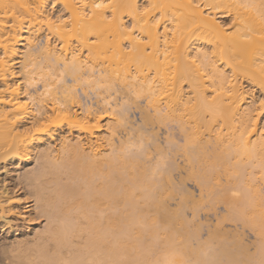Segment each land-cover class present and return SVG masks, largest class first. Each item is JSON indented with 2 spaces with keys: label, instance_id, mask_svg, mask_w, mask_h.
Listing matches in <instances>:
<instances>
[{
  "label": "bare ground",
  "instance_id": "6f19581e",
  "mask_svg": "<svg viewBox=\"0 0 264 264\" xmlns=\"http://www.w3.org/2000/svg\"><path fill=\"white\" fill-rule=\"evenodd\" d=\"M47 1L0 0V162L25 167L37 155L38 167L24 169L20 176L48 221L32 244L36 258L22 257L18 264H264L260 217L224 200L205 173L196 180L200 199L206 191L211 203H226L227 218L250 226L260 243L251 255L243 234L229 235L223 228L210 231L204 241L196 240L199 231L190 229L195 218L185 214L199 198L181 178L176 183L172 179L171 170L179 171L180 165L172 158L164 161L158 132L150 129V111L158 119L170 116L178 121H182L178 112L188 111L196 125L178 122L187 143L184 151L211 150L212 163L221 164L231 155L245 156L255 160L264 176V144L258 142L257 133L246 131L252 127L249 117L264 98L260 83L264 0H51L60 9L55 17ZM98 4L101 7H95ZM232 20L236 23L231 28L217 26ZM42 25L47 31H42L43 45L37 42ZM99 64L105 66L97 68ZM132 66L136 73L146 69L152 76L135 75ZM55 70H59L56 82L80 81L95 96L101 92L124 93L130 100V93L144 96L150 109L141 108L136 124L129 119L127 98L123 102L100 98L106 106L102 111L79 104L74 85L55 84L51 77L57 76ZM182 81L188 84V96L180 89ZM160 101L165 102L164 110ZM65 113L67 119L58 118ZM101 117L115 124L105 125L102 140L97 134ZM39 122H46L44 132H25ZM63 122L69 134L60 135L57 146L55 131ZM118 126L133 130L129 139L115 141ZM149 139L157 155L161 153L151 165L144 158ZM228 178L237 183L235 176ZM230 191L235 196L236 190ZM175 193L180 199L173 209L168 199ZM247 193L242 191V202H249ZM8 200L5 189L0 190V204ZM76 238L82 242L76 243ZM17 244L23 250L24 243Z\"/></svg>",
  "mask_w": 264,
  "mask_h": 264
},
{
  "label": "rangeland",
  "instance_id": "374dc122",
  "mask_svg": "<svg viewBox=\"0 0 264 264\" xmlns=\"http://www.w3.org/2000/svg\"><path fill=\"white\" fill-rule=\"evenodd\" d=\"M52 3L53 2L51 0H48L47 1V8L51 12V15L53 17H55L56 15H58L60 13V9L57 6H56V8H53ZM43 26L44 25H42V27H41V35L38 37L41 41L39 42V39H37L38 40L37 42L40 43L41 45H43L44 41L46 40V37L44 34L47 32ZM42 29H44V30H42ZM42 31H46V32L44 33ZM44 37H45V39H44ZM124 43L126 44L127 42L125 41ZM123 46H125L124 48H127V49H125V51L126 50L128 51V45H123ZM71 47H73V48L75 47L74 49H76L77 43L75 41H72ZM103 66H105V65L99 64L97 68H102ZM15 70H16V68H15ZM44 70L47 73V71L49 69L48 70L44 69ZM130 71H131V73L135 71L133 73L135 75H138V74L146 75L149 73L148 76L149 77L152 76L151 75L152 72L151 71L149 72L146 69L144 71L136 73V70L133 66L130 67ZM49 72H51V71L49 70ZM55 74H57V76H58L59 70H55ZM55 76L51 75V77H53V79L55 80L54 81L55 84L56 83H57V85H61V84H64V85L69 84L70 85L71 84L72 86L74 85V87H76V89H77L76 94L78 97L77 99H78L79 104H84V103L90 104V105H92V108L99 110V111H102V109H105V107H106V106L103 107L102 103L99 100L100 98L101 99L105 98L107 100H110L111 102H123V100H125L127 98V96H124V93L122 94L119 92L118 93L116 92L115 95L112 93H109V92H101L100 94L98 93V96L97 95L95 96V93H91L88 90V88H86L85 86H82L81 83L79 84L80 81L74 82V81H71V79L67 78V80H65V82L64 81H57L56 82V79H58L59 76L58 77L57 76L55 77ZM45 77H43V78H45ZM40 82H41V80H40ZM40 82H38V85H37V88L39 90L41 89V83ZM187 85L188 84L186 83V81H182V85H181L180 89L183 91L184 94H186L188 96L187 93L189 90L187 89V87H188ZM249 88L252 89L251 87H249ZM253 91H254L253 93L255 95L258 94V90L256 88H254ZM56 95L59 96L58 94H56ZM107 95H109V97H107ZM129 95H132V96H129V97H131V100L128 98H127L128 100L127 99L125 100L126 102L129 103V105H131V107H130L131 110L129 108V111H128V114L130 116L129 119L131 121L134 120L133 122L137 124L142 117V113L140 111H142V109L144 110L145 106H146L145 108H148L147 101H146L147 99L144 100V98H143L144 96L135 98V97H133L134 95L131 93ZM132 97L134 98V100H132ZM129 101H131L132 103ZM164 105H165V102L160 101V105H159L160 108H162V109L165 108ZM98 106H101V107H98ZM74 109H76V108L74 107ZM149 109L150 108H148V110ZM150 113H151L153 120H152L151 126L148 125L151 128L150 127H148V128H150L153 132H154V130L156 133L158 132L159 141L162 143V144L161 143L160 144L164 146V147L162 146V151L164 150V152H161V153L165 154V152H166V154L164 156L166 159L164 161H166L169 158L170 159L172 158L171 161L175 160L176 161L175 163L177 165H180L179 168H181V169L179 171L174 169L175 171L173 172V170H171L172 171L171 172L172 173V179H174L175 183H176L178 181L176 179L181 178L183 180L182 182L185 183L184 185L187 186L186 188L191 189L192 192L194 193V196L196 195V197L199 198V200H200V201L198 200V204H197V207H198L197 214L198 215H196L194 217L192 208L186 209L187 212L185 211L186 212L185 215H187L188 219L191 220V219L195 218L194 221L191 220V223L193 225L190 223L191 228L190 227L189 228L192 230H195L197 232L199 231L198 237L200 239H196V240L197 241L206 240L208 238L209 232L212 230L218 229V228L219 229L223 228L228 233L230 232L229 235H231L232 231H234V233L236 231L241 235L243 234L242 237H244V240L247 241V242L245 241L246 244L249 243V245L251 246L249 248V252L250 253L253 252L251 254V255H253L255 253V251H257L256 246H258L259 245L258 243H260V242H258L259 236L256 234L255 230L253 231V229L250 226L248 227L247 225H245L244 223H242L238 219L237 220L236 219H228L227 218L228 217L227 216V214H228L227 204L224 203L223 201H219V200H218V202H216L217 201L216 200L215 202L213 201L211 203L210 202L211 200L209 201L206 197V194H208V192L205 191V193H206L205 194V193H203L204 192V190H203V192H202L204 194V195H202L203 199H200L201 198V196H200L201 195L200 194L201 189H200L199 184L197 183L196 180H197L198 174L205 173L204 175H207L209 177L208 180H209L211 186L213 187V190L215 191V189H216V192H218V193L220 191H222V192H220L219 195H221V193H222L221 197L224 200H227V201L229 200L230 202H233V203L235 202L238 205H241L242 207L244 206V211L248 212L247 214H249L251 211H253L251 213L253 215H254V213L256 215H258L260 217V218L258 217L259 218L258 221L262 222L264 225V182L262 181L261 174H259V172H258V167L255 166V160L254 159H247L245 156L231 155L227 159L226 164H223V163L221 164L218 162L212 163V158H211L210 154L208 155V153H210L211 150H209V152L207 151L208 153L205 152L206 149L203 150L204 152H199V153H194V152L189 153L186 150L184 151L183 148H184L186 142H185L184 137H183V133H182L183 131H181V129H179L180 127L178 126V122H180L179 125L181 124L182 121H184L185 125L187 124V122H189L187 125L195 126L196 122L194 121V118L191 116V114H189L188 111L187 112H183V111L178 112L181 114V119H182V121L181 120L178 121V120H176L170 116H166L162 119H158L154 115V112L150 111ZM205 119L207 120L208 116ZM258 122H259L260 126L263 125V123H261L259 120H258ZM100 123L102 125L101 126L102 129H100L101 131H98L97 134L99 135V137L102 140L103 136L106 137L105 133L108 130V127L112 126V125L115 126V124L114 123L112 124V121L106 117L104 119L100 120ZM107 124H109L108 127L105 126ZM134 126H135V124H134ZM152 127L154 129H152ZM127 129L124 130V128H121L119 126L116 127L115 130H117L119 132L116 131L115 135L113 134V137H115V141H117L116 139H118V140H122L124 138L129 139L130 135H132L131 133L133 130L131 129L132 131L131 130L128 131ZM55 134H56L57 138H56L55 144L54 143L53 144L57 145L60 135L65 136V135L69 134V132L67 130V125L63 122L62 127L56 129ZM73 134H75V132L72 133V136H74ZM169 140H171V141L174 140L175 145H177V146L173 147V145L170 143L171 141H169ZM151 143L152 142L149 139V143L147 142L148 146L146 145V147H145V145H143L145 147L146 153H147L144 156V158L146 157V160L150 161L149 162V161H146L144 159V163L146 161L147 163H145V164H148V165H151V162L154 161L156 159V157H158L161 154V153H159V155H157L156 150L153 149L154 147H153V145H151ZM133 146L134 145H132V147ZM185 149L189 150L188 148H185ZM137 150H138V148H137ZM35 154H37V153H35ZM190 154H191V158L193 157L192 159H190V157H189ZM37 158H38L37 155H34L31 158L29 164L25 167H21V166L19 167L18 165L14 164V163L12 164V162H9L8 164H4V163L0 162V190L5 189L7 196L9 198H11L14 201H19V203H16L15 205L10 204V203L7 204V202H4L5 204L1 203L2 205L0 204V213L5 214L9 219H11V215H9L10 213H17L18 214L15 217V221H13L11 224H9L7 226H3V222L0 221V264H18L19 261L22 260V257H24L26 259L34 260L36 258V250L34 249L32 244H34L33 242L36 241L35 236H36L37 232H44L48 226L47 217L45 215L43 218L37 219L35 221V223L32 222L33 218L37 216V212H36V206L37 205L35 203V197L31 192V187L29 186L27 180L24 179V177L20 176L22 171L24 172V169L33 171L38 167V165L40 163H39V160ZM145 164H143V165H145ZM166 165H167V163H165V166ZM253 166H255V167H253ZM236 169L238 170L237 176L235 175ZM228 174L230 175V177L232 175V177L235 176L236 179H238L236 184L235 183L233 184L231 181H228V180H230L228 178ZM232 179H234V178H232ZM238 183H239V185H238ZM240 185L245 186V188H247V189L244 190V187L242 188V187H240ZM230 188L232 190L233 189L236 190L235 196L233 194H231L232 191H230ZM17 189H19V191H17ZM242 191H246V192H248L247 194L250 195L251 202H250V199H249L250 203L248 201H246L249 205H246V202H242V199H243ZM228 192L230 193L231 196L229 195ZM236 193H237V195H236ZM175 194H177V195H174L173 198L168 199V202H171L170 206L173 209H175L177 207V203L180 199V198L178 199L179 194L178 193H175ZM26 196L30 197V199H24ZM240 197H242L241 200H240ZM244 200H246V199H244ZM253 203H255V204L257 203L256 204L257 206L254 207L255 204L253 206ZM25 204L26 205L29 204L31 206V209H32L31 213H29L28 207H26ZM241 206H239V208ZM19 214H22V215H19ZM256 215L254 217L257 219ZM192 216H193V218H191ZM25 217H27V221L22 222V221H24ZM197 228L199 230H197ZM223 229H222V231H223ZM76 240H79L76 242V243H79L82 239L76 238L75 241ZM196 240L192 239L191 243L193 244V246L196 245V243H197V242L195 243ZM17 243H20L21 245H23V243H24V245H27L31 249L24 250V245H23V250L19 249L20 245ZM65 256H68V254Z\"/></svg>",
  "mask_w": 264,
  "mask_h": 264
},
{
  "label": "snow or ice",
  "instance_id": "6c2138e0",
  "mask_svg": "<svg viewBox=\"0 0 264 264\" xmlns=\"http://www.w3.org/2000/svg\"><path fill=\"white\" fill-rule=\"evenodd\" d=\"M56 6H57L56 3H52V7L53 8H56ZM95 7L98 8V7H101V5L98 4V5H95ZM209 7H215L217 9L219 8L218 5H209ZM147 11H148V8H145V12H147ZM208 19L213 21V23H215V20H214L213 17L209 16ZM51 23H52V21L49 20V24H51ZM159 23H160V21L157 20L156 24L159 25ZM235 23H236V21L232 20L231 24H227V25L220 24V25H217V26L221 30H226V28H231L233 25H235ZM133 27H135V25H133ZM260 39L264 40V36H261ZM193 62H195V58H193ZM260 72H261V81H260V83H261V87L264 88V63L261 64ZM17 103L19 104V102H17ZM20 106L21 107H25L26 104H20ZM249 111L251 112L252 109H250ZM16 118L19 120L22 117L18 114ZM58 118L61 119V120L67 119L68 118V114L65 113L62 117H59V114H58ZM102 118L103 117H101V119ZM49 119H51V117H49ZM249 120H250V124L252 125V127L249 128V129H246L248 135H252L253 133H257L258 136H259V141L258 142L261 143V144H264V127H261V126L258 125V120L261 123H264V98H261L260 101H259V105L255 106L254 114L249 117ZM46 128H47L46 122H39L38 124L34 123L31 129H25V132L41 133V132H44L46 130ZM254 139H255V137H254ZM251 142L252 141H248V143H251ZM141 147H143V144L141 145ZM262 179H264V176H262ZM182 187H183V185H181V188ZM17 191H19V189H17ZM24 199H30V197L26 196ZM193 200H195L194 196H193ZM8 203L15 205L16 203H19V201H14L11 198H9ZM197 210H198V207L194 205L192 207V211H193V215L194 216H195ZM28 211H29V213H31V211H32L30 205L28 206ZM36 212H37V216L33 218V220H32L33 223H35V221L37 219L43 218L44 215H45V212L40 207L39 203H37ZM9 215H11V219H9L5 214L0 213V221L3 222V226H7V225L11 224L13 221H15V217L18 214L17 213H10ZM19 215H22V214H19ZM25 221H27V217H25L24 221H22V222H25Z\"/></svg>",
  "mask_w": 264,
  "mask_h": 264
}]
</instances>
